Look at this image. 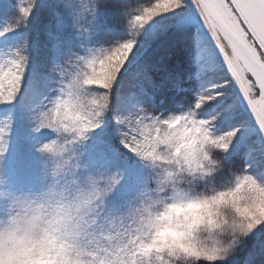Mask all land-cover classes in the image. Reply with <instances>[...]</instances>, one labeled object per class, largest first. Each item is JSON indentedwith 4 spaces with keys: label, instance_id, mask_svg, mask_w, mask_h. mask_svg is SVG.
<instances>
[{
    "label": "clouds",
    "instance_id": "1",
    "mask_svg": "<svg viewBox=\"0 0 264 264\" xmlns=\"http://www.w3.org/2000/svg\"><path fill=\"white\" fill-rule=\"evenodd\" d=\"M35 2L17 0L15 10L0 20V37L22 24L24 10ZM100 2L56 0L84 34ZM237 2L264 27V0ZM180 6L181 0H145L130 7L126 19L130 29H138ZM81 49L53 65L52 94L27 111L35 157L27 180L7 166L15 120L12 112L0 114V264L232 260L264 226V147L246 151L242 165L227 166L243 125L214 133L220 113L202 119L193 114L223 95L214 91L223 85H213L193 106L164 118L144 105L119 111L111 107L110 89L130 48ZM7 57L5 50L0 63L7 65ZM110 113L120 144L140 169L128 187L126 167L93 158L89 151ZM253 116L264 139V101L258 100Z\"/></svg>",
    "mask_w": 264,
    "mask_h": 264
},
{
    "label": "snow or ice",
    "instance_id": "2",
    "mask_svg": "<svg viewBox=\"0 0 264 264\" xmlns=\"http://www.w3.org/2000/svg\"><path fill=\"white\" fill-rule=\"evenodd\" d=\"M144 2L101 0L92 14L87 34L78 33L68 14L60 8L62 16L56 25L42 29L41 37L34 39L31 19L39 6L36 0L33 7L24 10V22L0 37V56L5 50L8 52V64L0 63V96L6 100L0 106L18 105L26 118L31 105L52 94L56 79L53 65H59L73 52H80L81 45H123L130 50L111 85V107L125 111L144 105L164 118L193 106L198 95L213 85H223L214 89L223 95L193 114L202 119L220 113L217 127L212 130L214 133L243 125L226 162L228 167H235L236 160L246 151L264 147V139L259 135L251 138L258 132L253 111L258 100L264 101V27L254 23L252 13L245 11L237 0H181L180 7L155 16L142 28L130 29L127 10ZM16 3L17 0H11L9 12L15 10ZM165 29L176 32L189 57L194 56V71L183 86L171 79L156 80L153 69L157 66L145 60L147 47ZM129 40L134 42L128 45ZM13 48L20 52L13 53ZM165 87L180 89V99L171 108H164L154 100ZM109 125L114 136L106 131ZM123 150L110 113L105 124L92 136L90 154L127 168ZM259 231L264 235V226Z\"/></svg>",
    "mask_w": 264,
    "mask_h": 264
},
{
    "label": "trees",
    "instance_id": "3",
    "mask_svg": "<svg viewBox=\"0 0 264 264\" xmlns=\"http://www.w3.org/2000/svg\"><path fill=\"white\" fill-rule=\"evenodd\" d=\"M9 3V2H8ZM5 9H1L2 19L10 10V3ZM62 16L61 9L57 6L56 0H39V6L34 10L31 19V33L34 39L41 37V30L44 28H52ZM145 60L150 65H156L153 69V76L156 80L171 79L183 86L188 81L189 75L194 71V56L189 57L187 50L181 37L174 31L163 30L160 35L146 49ZM180 99V89L165 87L160 90L155 102L164 107L171 108L175 101ZM109 134L113 133V128L109 125L106 129ZM257 135L253 134L252 139H256ZM127 154V150H123ZM130 157V155H129ZM244 163L243 155L235 162V167ZM264 246V235L259 231L256 235H252L246 241L243 249L226 264H257L264 261L263 253L258 250ZM258 255L253 256V253ZM253 256V257H251Z\"/></svg>",
    "mask_w": 264,
    "mask_h": 264
},
{
    "label": "rangeland",
    "instance_id": "4",
    "mask_svg": "<svg viewBox=\"0 0 264 264\" xmlns=\"http://www.w3.org/2000/svg\"><path fill=\"white\" fill-rule=\"evenodd\" d=\"M7 4H9L7 0H0V11L1 9H5ZM0 20H2L1 14ZM9 111L14 113L15 126L12 132L11 151L8 156L7 166L19 180L24 181L31 177L35 167V157L30 146V133L28 130L27 120L19 106H9L8 108L0 106V114L7 113ZM126 163L128 176L125 182V187H128L135 182L140 174V169L138 163L135 161V158L130 153L126 154ZM258 232L259 230L253 235H256ZM258 250L263 253L264 246ZM252 255L256 257L258 253L256 252Z\"/></svg>",
    "mask_w": 264,
    "mask_h": 264
},
{
    "label": "water",
    "instance_id": "5",
    "mask_svg": "<svg viewBox=\"0 0 264 264\" xmlns=\"http://www.w3.org/2000/svg\"><path fill=\"white\" fill-rule=\"evenodd\" d=\"M256 134H257V135H259V133H258V132H257Z\"/></svg>",
    "mask_w": 264,
    "mask_h": 264
}]
</instances>
